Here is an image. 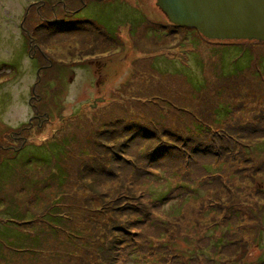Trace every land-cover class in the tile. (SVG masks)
<instances>
[{"label":"rangeland","instance_id":"obj_1","mask_svg":"<svg viewBox=\"0 0 264 264\" xmlns=\"http://www.w3.org/2000/svg\"><path fill=\"white\" fill-rule=\"evenodd\" d=\"M98 1L0 0V264H264V43Z\"/></svg>","mask_w":264,"mask_h":264},{"label":"water","instance_id":"obj_2","mask_svg":"<svg viewBox=\"0 0 264 264\" xmlns=\"http://www.w3.org/2000/svg\"><path fill=\"white\" fill-rule=\"evenodd\" d=\"M157 6L172 24L206 39L264 43V0H158Z\"/></svg>","mask_w":264,"mask_h":264},{"label":"trees","instance_id":"obj_3","mask_svg":"<svg viewBox=\"0 0 264 264\" xmlns=\"http://www.w3.org/2000/svg\"><path fill=\"white\" fill-rule=\"evenodd\" d=\"M87 24V23H86ZM190 29V28H189ZM195 30V29H194ZM218 42H221V41H218ZM229 42V41H228ZM235 42H239V41H235ZM255 42V41H254ZM238 62H239V59L237 60ZM194 87H196L195 85H194ZM196 89H197V87H196ZM167 135H168V132H165ZM166 135V136H167ZM168 152H169V150L167 149V151L165 152V153H163L161 156H160V158H163V157H165V155L166 154H168ZM16 217H13V220L11 219L10 220V222H14L15 223V225L17 226L18 224L16 223V221H23L24 220V218H22L21 216H19V215H15ZM7 231H9V234H11L10 232L12 231V229L10 230V229H7ZM4 235H5V233H4ZM22 234H19L18 233V235H16L17 237L18 236H21ZM15 237V236H14ZM13 237V238H14ZM29 241H34V240H29Z\"/></svg>","mask_w":264,"mask_h":264},{"label":"flooded vegetation","instance_id":"obj_4","mask_svg":"<svg viewBox=\"0 0 264 264\" xmlns=\"http://www.w3.org/2000/svg\"><path fill=\"white\" fill-rule=\"evenodd\" d=\"M93 1H95V2H100V1H98V0H93ZM101 1H103V0H101ZM79 2L82 3V8H78V9H76L75 11H73V12H72V13H73V16H76L77 14H80L81 11H82V10H85L86 7L89 5V3H88V4L85 3L84 0H79ZM169 22H170V21H169ZM85 23H87V22L85 21ZM170 23H171V22H170Z\"/></svg>","mask_w":264,"mask_h":264}]
</instances>
